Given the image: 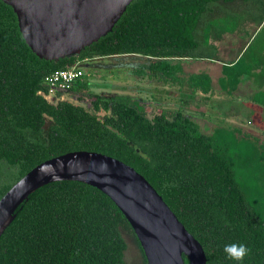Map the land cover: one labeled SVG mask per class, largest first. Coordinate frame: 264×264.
<instances>
[{
  "label": "trees",
  "instance_id": "16d2710c",
  "mask_svg": "<svg viewBox=\"0 0 264 264\" xmlns=\"http://www.w3.org/2000/svg\"><path fill=\"white\" fill-rule=\"evenodd\" d=\"M233 34L248 45L221 65L218 87L230 95L247 75L257 87L248 100L264 108V0H132L111 31L58 60L30 49L12 7L0 0V198L46 159L95 151L147 179L201 243L207 264H237L223 251L233 242L250 249L239 264H264V141L240 126L205 132L182 109L149 117L146 99L90 91L85 72L66 93L80 91L90 108L60 99L61 91L45 97V76L105 56L145 58L132 64L133 75L210 93L211 76L186 73L181 60H218L219 42ZM124 232L143 256L109 196L75 180L50 182L16 208L0 235V264H127Z\"/></svg>",
  "mask_w": 264,
  "mask_h": 264
},
{
  "label": "water",
  "instance_id": "95a60500",
  "mask_svg": "<svg viewBox=\"0 0 264 264\" xmlns=\"http://www.w3.org/2000/svg\"><path fill=\"white\" fill-rule=\"evenodd\" d=\"M17 16L30 49L40 58L78 56L111 31L132 0H2ZM75 180L98 188L119 207L140 244L146 264H207L201 243L160 194L130 165L95 151L75 150L46 159L0 198V235L16 208L39 187Z\"/></svg>",
  "mask_w": 264,
  "mask_h": 264
},
{
  "label": "rangeland",
  "instance_id": "374dc122",
  "mask_svg": "<svg viewBox=\"0 0 264 264\" xmlns=\"http://www.w3.org/2000/svg\"><path fill=\"white\" fill-rule=\"evenodd\" d=\"M243 45V39L240 40L237 35L226 36L223 41L219 42L222 51L219 61L232 60L234 54H237ZM144 61L145 58L137 56H105L83 60L79 64L84 69L85 78L90 81L88 90L97 93L102 91L130 92L141 99L144 98L149 117L160 109H163L169 116L175 110L182 109L184 112H188L187 114L194 121H198L205 130L211 131L217 125H239L251 136L264 141V110H255L253 117L247 108L246 111L244 109L240 111L234 103H228L226 95L219 92L218 102L213 98L215 102L210 103L208 107L218 106L220 108L217 114L212 115L205 103L201 106V94L199 92L196 94L186 85L181 87L172 84L165 85L153 78H140L130 72L132 64ZM181 64L186 73L208 71L212 74L213 80L219 74V64L215 60L186 59L181 60ZM55 93L56 91H51L47 95V99L53 100L52 97ZM63 97L85 108H90L89 97L84 96L80 91L64 93ZM124 236L128 245L125 251L127 264H146L133 234L124 232Z\"/></svg>",
  "mask_w": 264,
  "mask_h": 264
},
{
  "label": "crops",
  "instance_id": "0c3cea01",
  "mask_svg": "<svg viewBox=\"0 0 264 264\" xmlns=\"http://www.w3.org/2000/svg\"><path fill=\"white\" fill-rule=\"evenodd\" d=\"M235 35H237V34H235ZM254 35L255 34H254V30H253L251 39L254 37ZM237 37L240 40H242V38L239 35H237ZM243 43H244L243 48H241L239 50L237 49L238 50L237 54H234L233 59L232 60H228V61H219L220 53H222L221 47L219 46V54L217 56L218 60H215L216 63L219 64V74L216 75V78L214 80L212 79V85H213L212 92H210V93H202V92L198 91L199 94H201V98H200L201 106H203L204 105L203 103H205L206 108H208L210 103H214L215 100H216V102H218V100L220 99V95H219V92H220V93H223L224 95H226L228 97L227 98L228 103H234L235 106L237 107V109H240V111H242L243 109L246 111V108H247L248 111H249V114L252 115L253 117H254V114H255V112H254L255 110H257V111L264 110L263 107H261V106H259L257 104H254V103H252V102H250L248 100L249 99V95H251L254 91H256L257 87L253 84L252 80L247 75H242L241 76L239 84H238L236 90L230 95L222 92L219 89L218 84H217V80H218L219 76H221V65L223 63L234 61L240 55H242L244 53V51L246 50V46L248 45V40L246 38L243 39ZM231 46L234 47L233 45H231ZM207 73L210 76L212 75L208 71H207ZM211 78H212V76H211ZM196 94H197V92H196ZM213 98H215V100ZM219 109L220 108L218 106H216L215 108H208V111L213 115V114H217ZM186 113H188V112H186ZM234 114H236V113H234ZM196 122L199 124L200 128L203 131L210 132V130H205L198 121H196ZM232 126H239V125H232Z\"/></svg>",
  "mask_w": 264,
  "mask_h": 264
},
{
  "label": "built area",
  "instance_id": "2783aa9c",
  "mask_svg": "<svg viewBox=\"0 0 264 264\" xmlns=\"http://www.w3.org/2000/svg\"><path fill=\"white\" fill-rule=\"evenodd\" d=\"M84 74L83 68L79 62L69 66L65 69L55 70L49 75L45 76V83L49 86V93L51 91H61L60 99H63L64 93L71 87L72 82L82 77ZM48 93V94H49ZM45 97L47 98V95Z\"/></svg>",
  "mask_w": 264,
  "mask_h": 264
},
{
  "label": "clouds",
  "instance_id": "9594fccd",
  "mask_svg": "<svg viewBox=\"0 0 264 264\" xmlns=\"http://www.w3.org/2000/svg\"><path fill=\"white\" fill-rule=\"evenodd\" d=\"M223 251L226 258L232 261L239 262L243 261L244 258L249 254L250 249L243 243H229L224 245Z\"/></svg>",
  "mask_w": 264,
  "mask_h": 264
}]
</instances>
